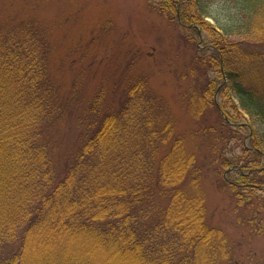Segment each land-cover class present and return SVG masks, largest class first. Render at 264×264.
<instances>
[{"label":"trees","instance_id":"trees-1","mask_svg":"<svg viewBox=\"0 0 264 264\" xmlns=\"http://www.w3.org/2000/svg\"><path fill=\"white\" fill-rule=\"evenodd\" d=\"M221 1L234 10L222 26L223 35L205 26L204 2L198 15L193 10L196 0H163L155 8L166 16L175 14L170 19L193 32L182 38L196 50L199 31L211 37L212 48L193 56L194 69L186 77L201 65L205 75L215 60L220 62L224 86L262 124L263 135L252 137L236 162L221 153L240 127H233L231 116L225 112L226 120L214 103L213 81L188 91L189 100L192 94L198 97L197 118L209 104L218 111L207 124L201 117L195 132L205 139L207 150L188 154L184 137L171 123L155 126L160 123L140 102L146 96L148 102L156 101L145 74L134 77L131 66L115 77L120 82L114 81V87L109 84L112 90L104 80L88 96L85 79L78 80L91 75L92 61L70 86L58 84L46 30L32 14L20 21L12 15L4 19L0 264H100L98 254L107 262L130 264V259L136 264L229 263L233 244L227 245L224 232L207 223L199 185L208 172L233 167L236 179L229 174L214 183L237 197L236 210L242 209L243 215L251 211L247 224L255 226L258 215L264 220V0ZM186 105L193 109V103ZM189 185L196 190L193 196L185 191ZM255 199L258 210L252 208Z\"/></svg>","mask_w":264,"mask_h":264},{"label":"rangeland","instance_id":"rangeland-1","mask_svg":"<svg viewBox=\"0 0 264 264\" xmlns=\"http://www.w3.org/2000/svg\"><path fill=\"white\" fill-rule=\"evenodd\" d=\"M29 1L31 10L27 8L26 0H0V24L12 16H17L15 19L18 21L31 14L35 17L47 32L51 46L50 67L58 84L70 86L76 74L92 61L91 75H84L78 80L85 79L87 94L92 96V90L104 80L108 82V89L112 90L109 84H113L119 79L115 77L121 76L124 70L129 71L132 66L134 77L145 74L148 78L149 93L156 101L148 102L146 96L140 102L148 107L147 114L160 123H154L155 126L171 123L175 133L184 137L186 152L193 154L207 150L205 139L195 135L201 124L200 118L206 120L203 124H207L216 118L218 111L209 104L210 108L201 110V116L197 118L200 115L198 97L195 93L192 94L193 101L189 100L188 91L191 87L206 86L213 81L217 84L214 103L224 115L226 112L231 116L233 127H240L238 134L235 132V139L226 141L221 155L236 162L243 155V148L251 146V138L257 140L263 135L262 124L249 116L240 107L237 95L224 86L227 79L221 73L220 62L216 64L215 60L205 75L206 70L201 65L199 72H195L199 77L195 74L186 77L187 72L190 74L189 70L194 69V65L190 66L193 56L209 52L211 37L206 31H201V36L197 38V50L192 47L182 36H193V32L183 30L176 21H172L170 18H174L175 14L166 16L155 8L163 0ZM202 2L206 11L202 14L205 26H213L217 33L223 35L222 26L232 17L234 10L226 1L196 0L193 10L197 15ZM239 38L233 37L232 40L238 41ZM189 103H193V109L191 105L186 107ZM232 170L233 167H227L219 169V173L210 171L201 179L199 187L205 195L206 221L211 227L224 232L227 245L233 244V255L227 264H256L259 260L264 261V220H258L262 215H258L255 226L247 224L245 220L251 211L243 215L242 209L236 210L237 197L228 188L220 190L215 184L216 179H224L229 174V178L236 179V172ZM185 191L193 196L196 190L189 185ZM260 193L264 196L263 191ZM258 202L255 199L254 210L260 207L256 205ZM254 227L257 229L255 232ZM98 256L102 258L100 264H130L128 260L119 259L107 262L104 254ZM130 260L131 264H136L135 260Z\"/></svg>","mask_w":264,"mask_h":264}]
</instances>
